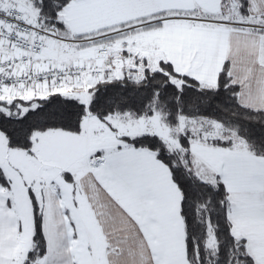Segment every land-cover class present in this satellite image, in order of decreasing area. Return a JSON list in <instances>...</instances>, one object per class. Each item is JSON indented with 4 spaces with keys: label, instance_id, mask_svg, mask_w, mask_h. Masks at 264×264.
<instances>
[{
    "label": "snow or ice",
    "instance_id": "6c2138e0",
    "mask_svg": "<svg viewBox=\"0 0 264 264\" xmlns=\"http://www.w3.org/2000/svg\"><path fill=\"white\" fill-rule=\"evenodd\" d=\"M0 264H264V0H0Z\"/></svg>",
    "mask_w": 264,
    "mask_h": 264
}]
</instances>
